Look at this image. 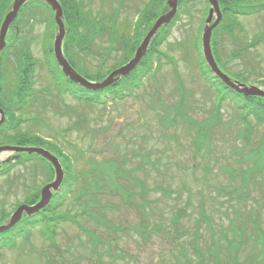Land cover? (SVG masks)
Returning a JSON list of instances; mask_svg holds the SVG:
<instances>
[{
    "label": "rangeland",
    "instance_id": "obj_1",
    "mask_svg": "<svg viewBox=\"0 0 264 264\" xmlns=\"http://www.w3.org/2000/svg\"><path fill=\"white\" fill-rule=\"evenodd\" d=\"M77 1L85 5L89 19L113 24L115 32L112 38L104 32L89 53L76 55V72L93 75L101 65L105 74L124 57L122 39L132 45L135 26L150 0ZM191 8V17L180 13L159 47L172 62L159 55L154 64L158 68L138 88L122 99L106 96L103 104L95 105L79 104L59 92L43 56L44 41L52 37L53 42L56 34L53 17L44 7L24 9L13 25L31 40L36 66L34 97L21 113L20 131L41 138L73 162L77 181L57 211L74 221L61 222L54 236L43 237L40 226L31 228L13 247L0 249V264H234V256L245 264L251 255L256 264H264V253L255 259L264 250V124L244 119L227 98L217 101L215 89L199 70L195 45L208 10L202 23L203 3ZM231 24L228 32L217 34L219 65L232 80L264 89V10ZM112 42H118L116 49H110ZM12 52L7 48L3 57L8 97L16 77ZM183 93L178 114L173 106ZM218 102L221 115L215 126L201 131ZM203 134L208 141L201 143ZM15 163L0 169V225L18 206L34 204L30 201L50 183L41 160L29 157ZM100 166L109 176L114 168L118 173V166L122 170L116 188L99 172ZM95 178L105 180L99 184L104 191L79 197L82 181L87 190ZM63 191L60 187L59 193ZM88 199L92 204L82 207ZM95 216L119 230L106 229Z\"/></svg>",
    "mask_w": 264,
    "mask_h": 264
},
{
    "label": "trees",
    "instance_id": "obj_2",
    "mask_svg": "<svg viewBox=\"0 0 264 264\" xmlns=\"http://www.w3.org/2000/svg\"><path fill=\"white\" fill-rule=\"evenodd\" d=\"M13 0H0V23L4 17V15L8 12L9 7ZM60 3L62 10H63V19L65 24L66 34L63 40L62 50L65 58L70 63V65L77 71V62L75 61L76 55L79 54H87L92 48L93 42L100 37L104 32L109 31L110 38L114 36V29L111 26H106L105 22L103 23L104 26L100 25L98 21L94 19H89L88 15L84 11V6L82 2H78L77 0H58ZM196 3H203L202 8V17L201 21L203 23L204 16L208 10V2L207 0H179L177 6V13L174 19L166 26L161 28L159 32L155 35L152 39L150 46L139 62L137 67L132 71L128 76L118 80L111 86L101 90V91H88L80 86L74 84L73 82L66 79L62 73L60 72L57 64L55 63L53 53H52V37L44 41L43 45V56L45 58L44 64L46 69L50 71L52 77L54 79L55 86L59 89V92L62 94H66L69 97L73 98L79 104H88V105H95V104H103L104 99L106 96L110 98V100L115 99H122L125 97V94L132 92L134 89L138 88L142 82V80L152 71L156 70L158 67L157 65L154 67V64L158 63L160 60L159 55L164 56L167 60L168 57L162 53L159 49L162 42H164L167 37L170 35L171 28L176 20L179 19L180 13H186L189 17L193 13L190 8H194ZM222 18L220 24L213 30L211 36V49L213 56L216 60V63L219 69L228 74V71L225 67L219 65V59L216 54V38L217 34L225 33L229 31V28L232 26V22H237V17H245L251 14H256L264 10V1L263 0H218ZM147 5V6H146ZM44 7L47 11L52 15L53 13L50 8L40 2V1H31L23 6L19 12V15L15 21V24H18L19 16L22 14L24 9L29 7ZM146 8L142 11L140 19L138 20L135 28L136 34L134 39L131 41L132 45H126L125 40L122 39L119 42L122 44L123 49V59L122 61L115 64L111 69H109L105 74H101V65L97 73L93 75L84 76L88 81L97 82L102 81L103 78L113 69L121 66V64L126 63L133 55L135 49L137 48L141 38L145 35L146 31L151 26L152 22L162 13L167 10L165 5V0H150L149 3L145 4ZM191 8V9H192ZM205 21V20H204ZM231 22V23H229ZM52 24L54 27V20L52 19ZM99 26V28H98ZM101 26V28H100ZM110 27V28H109ZM12 32L9 36H7L8 45H6L4 51L0 54V108L4 111L5 115V122L0 127V144H12V145H20V146H44L45 143L41 138L37 136H31L30 134H23L20 131V125L23 123L24 120L21 119V113L27 111L30 106L31 100L33 99L34 91V69L36 66V61L31 55L30 47H31V40L26 38L25 36L19 35V32L22 31L21 28H18V31H15V28H12ZM202 29H199L197 32V37L195 38L196 41V49H197V64L199 67L202 76L206 79V81L211 85L213 89H215V93L217 95V101H222L223 99L227 98L229 102H231L237 109L241 110L242 116L244 119L252 118L258 124H264V98L256 97V96H244L242 94H238L236 92L231 91L227 88L224 84H222L217 78L212 77V74L205 64L201 52H200V33ZM254 40L253 42H255ZM131 43L130 41H128ZM116 43V46H114ZM112 42L110 49H114L118 47V42ZM253 45L255 43H252ZM11 48L13 50L12 56L14 59L15 64V73L16 77L13 81L14 85L12 86V90L10 96L6 95L5 89V79L3 78V68H4V53L7 48ZM116 49V48H115ZM118 50V49H117ZM172 62L171 60H169ZM117 65V66H116ZM178 82L180 81L177 79ZM36 93V92H35ZM43 100L49 102V99L43 98ZM33 102V101H32ZM51 102V100H50ZM42 103V102H41ZM184 103V93L181 96V100L179 103L174 107L175 112L180 114L181 107ZM54 104V102H51ZM170 109L168 108L166 112V117L169 114ZM17 113L19 115H17ZM221 115L219 102L215 105L213 112L209 118L207 123H203L201 127V131L203 132H210L209 130L215 126V118ZM208 141V137L206 134H203V137L200 138L201 143L203 140ZM264 139V138H263ZM200 145L198 148H201ZM48 147V146H47ZM50 151L54 155H56L60 161V164L63 169L64 179L61 184V187L65 189V191L57 193L53 196L49 204L39 212L31 216H24L22 219L11 229L6 232L0 233V249L2 248H11L15 244V240L19 237L24 236L25 232L30 233L31 228L33 227H41V235L43 237L50 235L54 236L56 232L57 226L63 221H74L69 215L62 214L57 211L58 206H60L61 202L68 196L72 190L73 184L77 181V175L73 173V162L70 158L64 155V152H61L59 149L54 151L51 147H48ZM33 157H37L41 162H44L47 165V169L49 170V174L47 180L50 181L53 176V169L49 163H47L44 159L33 155ZM249 160H253L256 162L257 158H250ZM64 167V168H63ZM117 168H114L113 172H110V176L108 175V169L105 166L99 167V172L101 174H107L110 178L109 183L112 188L117 187V177L122 175V170L118 166V173L116 172ZM2 170H0L1 172ZM96 180V181H95ZM95 181V182H94ZM104 179H97L95 178L90 187H87V190L84 189V186L87 185L86 181L83 180L80 186L79 197L83 195L92 196L98 192L104 191L100 189L99 184H106ZM94 182V183H93ZM103 186V185H102ZM144 191V190H143ZM125 197H130L131 193L128 191H123ZM32 201V202H31ZM30 203H35L36 199L31 200ZM78 201V200H77ZM76 201V202H77ZM93 202L92 200H85L82 204V207L85 205H90ZM143 219H146V215L142 214ZM1 218L0 222L2 221ZM95 221L101 225H103L108 230L117 231L119 228L116 226H111L107 222L95 216ZM154 227V226H153ZM159 231V228L156 227ZM149 231V228H144V231ZM264 235L260 233V241L264 248ZM26 240V239H25ZM54 247L55 244L52 243ZM97 245V241L93 244V252L95 251V247ZM233 247V245H231ZM237 252V251H235ZM261 255H256L255 259L260 257ZM233 263L239 264L236 261V256L233 257ZM49 262H45V264ZM257 260H254L252 255L248 259V263L245 264H256Z\"/></svg>",
    "mask_w": 264,
    "mask_h": 264
},
{
    "label": "water",
    "instance_id": "obj_3",
    "mask_svg": "<svg viewBox=\"0 0 264 264\" xmlns=\"http://www.w3.org/2000/svg\"><path fill=\"white\" fill-rule=\"evenodd\" d=\"M31 1H40L46 4L53 13V20L56 25V34L52 42V53L54 60L58 65L61 73L71 82L80 86L81 88L88 91H101L118 80L128 76L137 67L139 62L145 56L148 47L158 33V31L168 25L175 17L177 13V6L179 0H167L165 13L158 16L153 22L150 29L147 31L139 46L136 48L132 58L122 66L111 71L102 81L92 82L79 75L68 63L63 55L62 44L65 37V25L63 19V10L58 0H13L9 11L3 17L0 24V53L3 51L6 45V35L9 27L16 20L21 8ZM208 2V13L205 19V25L201 33V55L202 58L209 68L212 77L217 78L222 84H224L231 91L244 96H256L264 98V89L254 85H244L238 81L230 79L224 72H222L212 53L211 50V36L213 30L220 24L222 13L218 3V0H207ZM4 121V113L0 108V125ZM34 154L42 157L46 160L53 169L54 179L51 183L45 185L40 191V199L33 205H20L11 214L8 221L0 225V233L6 232L14 227L22 217L31 216L44 209L50 202L53 193L58 191L62 180L63 170L57 157L49 153L47 150L39 147H18V146H0V155L6 156L12 154L11 157L5 160L0 159L2 163H8L10 161H17L20 159V154Z\"/></svg>",
    "mask_w": 264,
    "mask_h": 264
},
{
    "label": "flooded vegetation",
    "instance_id": "obj_4",
    "mask_svg": "<svg viewBox=\"0 0 264 264\" xmlns=\"http://www.w3.org/2000/svg\"><path fill=\"white\" fill-rule=\"evenodd\" d=\"M11 28H9V30H10ZM1 127V126H0ZM0 139H1V137H0ZM3 145H7V144H0V146H3ZM38 147H42V148H44V149H46V150H48L50 153H52V151H50L49 150V148L46 146V145H44V146H38ZM53 154V153H52ZM21 155V158L17 161V164L20 162V163H22V162H25L26 161V155L25 154H20ZM10 156H12V154H9L8 156H6L5 158H7V157H10ZM29 157H31L32 158V160L34 159V158H36V159H38L37 157H33V155L32 156H29ZM3 165H12V166H15L16 165V163L15 162H9V163H2V164H0V169L2 168V166ZM52 181V180H51ZM51 181H49V182H51ZM46 184H48V182H46L44 185H46ZM57 192H55V193H53V195H52V197H51V199L53 198V196L56 194ZM33 195V194H32ZM36 195V194H35ZM40 199V192H39V195H38V198H37V200L36 201H38Z\"/></svg>",
    "mask_w": 264,
    "mask_h": 264
},
{
    "label": "bare ground",
    "instance_id": "obj_5",
    "mask_svg": "<svg viewBox=\"0 0 264 264\" xmlns=\"http://www.w3.org/2000/svg\"><path fill=\"white\" fill-rule=\"evenodd\" d=\"M0 157H2V155H0Z\"/></svg>",
    "mask_w": 264,
    "mask_h": 264
}]
</instances>
